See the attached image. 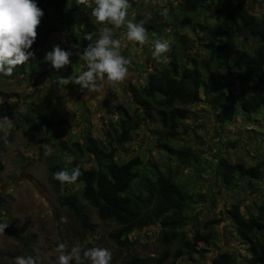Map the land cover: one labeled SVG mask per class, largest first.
Instances as JSON below:
<instances>
[{
	"label": "rangeland",
	"instance_id": "1",
	"mask_svg": "<svg viewBox=\"0 0 264 264\" xmlns=\"http://www.w3.org/2000/svg\"><path fill=\"white\" fill-rule=\"evenodd\" d=\"M88 3L91 7L79 5L74 10L69 3L66 5L68 17L49 18L56 30L50 36L45 52L52 51L56 45L71 51L73 55L69 65L57 70L44 60L17 76L0 74V116L11 118L14 125L8 133L7 143L3 132H0V161L4 166L0 171V223H8V227L18 229L24 236L32 238V234L36 235L35 241H29L25 246L6 230L0 234V264H14L15 257L20 255L38 256L39 264H57L59 254L55 249L60 243H65L69 251L77 243L82 251L91 247L107 248L115 257L112 264H122V258L130 254L157 257L164 248L160 241V223L134 230L129 235V248L115 246L109 233L117 223L101 220L97 210L91 206L92 222L96 226L92 232L84 230L79 219L59 203L58 194L48 179L49 160L68 167L76 158L85 167H97L94 155L82 157L73 142L85 141L89 135L108 141L109 134L113 132L112 123L117 124L121 117L118 106L127 107L132 112L136 109L129 92L131 85L143 86L149 72L169 66L175 45L179 61L186 62L190 51L178 38L186 34L197 39V32L191 26L178 23L181 15L178 0H158L155 6L152 0H141L139 11L168 9L167 15L162 16V31L148 32L149 42L141 45L129 41L126 25L119 29L108 25L113 27L116 38L121 41L120 53L130 60L127 67L132 75L123 82L106 86L102 93L81 90V86L75 83L63 85L64 91L61 92L57 78H69L73 73L80 75L87 70L88 62L83 54L89 41L85 34L98 33L105 26L97 24L91 15L94 1L88 0ZM247 4L252 13H264V0L257 3L248 0ZM172 6L174 11L169 13ZM136 12H128V18L134 22ZM199 15L204 16V11ZM198 19L195 18V22ZM155 39L167 41L170 45V51L161 56L160 62L153 58L154 47L150 41ZM195 43L192 53L205 50L199 41ZM165 57L167 62H164ZM243 87L264 92V83ZM242 88L239 84L235 91ZM191 109L192 115L185 120L181 134L172 143L177 148L191 147L198 160L188 165L160 148L156 143L160 126L153 120L134 130L133 140L121 146L114 143L117 147L115 160L125 162L140 156L142 173L155 176L172 171L195 194L189 209L193 219L182 229L189 237L193 238L197 230L207 232L204 227L207 220H219L213 226L216 238L210 243L200 242L199 252H188L177 258L176 263L213 264L220 252L229 250L235 254L239 264H244L250 257L248 244L236 232L229 211L234 204H239L247 216L264 214V176L257 182L239 177L235 186H228L215 176V169L220 155L233 163L244 162L247 165H255L264 158V108L251 116L239 113L234 121L223 125L215 120L207 100L191 106ZM43 115L52 127L42 124ZM35 124H40L41 128L32 129L30 125ZM44 144L53 148L52 155L45 156ZM82 187V183L68 184L62 192H79ZM62 216L67 217V223L60 222ZM178 247L180 244L175 242L172 251ZM172 260L171 257L164 264H172ZM86 264H91V261H86Z\"/></svg>",
	"mask_w": 264,
	"mask_h": 264
},
{
	"label": "trees",
	"instance_id": "2",
	"mask_svg": "<svg viewBox=\"0 0 264 264\" xmlns=\"http://www.w3.org/2000/svg\"><path fill=\"white\" fill-rule=\"evenodd\" d=\"M178 1L181 14L180 19H177L178 23L191 26L198 36L195 39L181 34L178 38L190 51L186 62L179 61L175 45L169 66L155 68L149 72L145 85H131L129 92L136 109L132 112L127 107L118 106L121 117L117 124L112 123L113 132L109 134L108 141L89 135L85 141L73 142L74 148L82 157L94 155L97 167H85L76 158L68 167L49 160L48 179L58 194L59 203L79 219L87 232L94 231L96 226L92 222L90 206L97 210L101 220L117 223V227L110 231L109 237L115 246L120 248H129V235L134 230L160 223V241L164 246L161 254L157 257L130 254L122 258V264H164L171 257L172 264H178L177 258L188 252H199L200 242L210 243L216 238L213 226L219 220H207L204 223L207 232L197 230L193 238L189 237L182 229L193 219L189 209L195 194L189 191L172 171L161 172L155 176L142 173L143 160L140 156L117 162L116 145L121 146L133 140V131L148 120H153L160 126L157 145L189 165L198 160V155L191 147H175L172 140L181 134L185 120L192 115L191 106L207 100L219 125L231 123L239 113L251 116L264 108V92L243 89V85L256 87L264 83V13H252L247 4L248 0ZM250 1L257 3L259 0ZM35 2L44 12L37 29L38 38L30 49L35 55L24 65L17 66L12 76L44 62L45 46L56 30L49 18L68 17L66 5L69 3L73 10L79 6L77 0ZM129 2L131 7L128 12L137 11L135 22L144 20L148 32L162 31V9L139 11L141 0ZM173 8L170 7L169 13L174 11ZM201 11H204V16L199 15ZM148 13H151L150 17ZM195 18H199L197 22ZM196 41L203 44L204 51L191 52ZM239 84L243 88L236 92ZM42 124L52 127L45 115L42 116ZM30 126L34 130L41 128L40 124ZM77 166L83 175L76 182L61 183L53 179V173L64 169L71 173ZM3 169L0 161V171ZM215 176L228 186H235L239 177L257 182L264 176V158L255 165H247L244 162L233 163L220 155ZM79 183L83 184L79 192H62L64 186ZM261 209L263 210V207ZM229 213L236 232L243 242L248 244L250 257L244 264H264L263 212L247 216L241 211L239 204H234ZM5 230L25 246H28L29 241H35V234H32L31 238L22 235L15 228L7 227ZM175 242H178L180 247L173 252L172 245ZM202 251L206 249L202 248ZM112 259L115 257L112 256ZM213 264L239 263L235 254L227 250L220 252Z\"/></svg>",
	"mask_w": 264,
	"mask_h": 264
},
{
	"label": "clouds",
	"instance_id": "3",
	"mask_svg": "<svg viewBox=\"0 0 264 264\" xmlns=\"http://www.w3.org/2000/svg\"><path fill=\"white\" fill-rule=\"evenodd\" d=\"M158 0H152V4L157 5ZM78 5L91 7L88 0H77ZM95 7L92 8L91 15L99 25H105L98 33H86L85 39L89 41L84 48V58L87 60V70L83 74L73 75L69 78H57L61 92L63 85L75 83L81 86V90L87 89L90 93H102L106 86L113 83L123 82L132 73L129 67L131 62L120 53L121 41L116 38L113 27L119 29L126 25L127 39L143 45L149 42L148 31L145 21L138 23L128 18V9L131 7L129 0H94ZM168 9L160 11L162 16H166ZM44 12L38 7L35 0H0V74L12 76L17 66H22L35 55L30 51L38 38V27ZM151 13H148L150 17ZM95 37V38H94ZM153 44V58L160 62L163 54L170 51L167 41L155 39L150 41ZM71 51L62 49L59 45L54 46L52 51L47 52L44 57L46 62L57 70L71 63ZM164 62H167L165 57ZM106 77V78H105ZM87 98V96H85ZM13 121L7 116H0V132H3V139L7 143L9 131L13 128ZM45 156L53 153V148L49 144L42 145ZM83 175L77 166L71 173L67 169L53 173V179L61 183H74ZM61 223H67V217H61ZM8 223H0V234L5 233ZM55 251L59 254L57 264H111L112 253L107 248L91 247L86 250L81 249L79 243L71 247L70 251L65 243H60ZM38 256L15 257L14 264H39Z\"/></svg>",
	"mask_w": 264,
	"mask_h": 264
}]
</instances>
